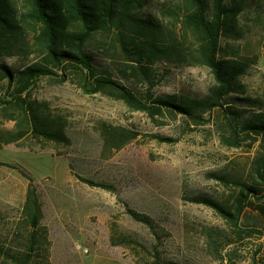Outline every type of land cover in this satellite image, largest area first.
<instances>
[{"label": "rangeland", "instance_id": "obj_1", "mask_svg": "<svg viewBox=\"0 0 264 264\" xmlns=\"http://www.w3.org/2000/svg\"><path fill=\"white\" fill-rule=\"evenodd\" d=\"M238 1L241 37H224L221 54L244 59L248 68L240 77L241 92L229 104L244 115L264 116V0ZM179 2L149 0L142 16L167 33L181 31ZM15 3L19 12H30L28 0ZM40 32L39 24L26 22L22 47L5 62L18 69L40 61ZM184 48H194L191 40ZM86 51L94 57L97 74L130 88L145 103L158 96L202 98L215 85L211 68L187 50L184 56L165 55L149 64V81L134 74L135 62L112 31L96 34ZM68 68L65 79L60 70L38 81L32 93L67 120L70 144L30 149L20 142H0V264H13L11 256L26 248L28 176L38 189L41 224L48 230L33 263L264 264V218L254 208L244 209L239 224L256 231L238 238L214 208L198 202L204 196L232 206L240 186L223 177L251 181L261 142L246 137L239 139V147L228 145L224 138L231 127L222 107L199 121L167 109L153 117L107 94L87 93L81 71ZM14 127L15 121L0 115V130Z\"/></svg>", "mask_w": 264, "mask_h": 264}, {"label": "trees", "instance_id": "obj_2", "mask_svg": "<svg viewBox=\"0 0 264 264\" xmlns=\"http://www.w3.org/2000/svg\"><path fill=\"white\" fill-rule=\"evenodd\" d=\"M28 1L31 10L26 13L18 11L15 0H0V87L4 86L5 91L0 95V115L15 121L13 130H0V142H20L30 149H34V145L44 148L70 144L67 120L55 115L47 102L35 98L32 93L38 81L58 75L60 70L65 79L70 66L81 71L82 86L87 93L107 94L153 117L167 109L199 121L214 108L222 107L227 111L225 117L231 127V135L224 141L239 147L242 145L239 139L247 137L253 144L260 141V149L251 164V181L223 177L225 181L240 186L232 206L204 196L199 197L198 202L209 205L225 218L234 236H251L256 230L241 227L239 220L246 207L254 208L264 218V116L258 113L244 115L229 104L232 95L241 92L240 77L246 73L248 64L244 59L221 54L224 37H241V3L238 0H178L184 11L181 31L167 33L163 26L142 16L149 0ZM28 21L41 27L37 40L43 57L17 69L6 63L4 58L22 47L19 43L23 38L24 24ZM109 31L114 32L126 56L135 62L131 68L137 77L149 81V64L165 55L184 56V50H187L188 56L211 68L215 85L202 98L158 96L152 104L143 102L130 88L109 76L97 74L99 70L94 57L86 51V46L96 34ZM187 40L194 45L191 50L184 48ZM30 139L35 141L34 144L26 143ZM28 177L30 183L23 207V222L29 231L27 244L22 252L11 257L13 264H44L33 263L34 252L41 243L40 237L44 236L46 240L48 230L41 224L42 203L38 189L33 178ZM83 179L92 185H103ZM133 213L142 221L150 222L149 217ZM144 264L163 263L146 260Z\"/></svg>", "mask_w": 264, "mask_h": 264}]
</instances>
